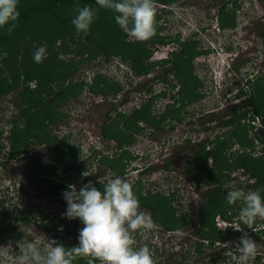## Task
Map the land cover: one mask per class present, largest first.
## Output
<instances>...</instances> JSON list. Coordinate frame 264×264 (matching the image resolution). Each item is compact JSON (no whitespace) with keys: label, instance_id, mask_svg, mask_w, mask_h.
<instances>
[{"label":"rangeland","instance_id":"1","mask_svg":"<svg viewBox=\"0 0 264 264\" xmlns=\"http://www.w3.org/2000/svg\"><path fill=\"white\" fill-rule=\"evenodd\" d=\"M236 2L235 12L232 13L235 16V27L224 28L223 30L219 27V9L223 5L227 10H232L234 8L233 0H174L164 6H162V3H154L157 9L156 15H158L156 24L160 26L157 34L165 36L179 35L182 40L196 38L198 40L196 48L203 50V47L207 44H210L212 48L196 54L191 60L192 75L199 80L198 91L204 97L199 102L190 103L186 108L181 109L182 121H177L175 116H168L161 122L162 127L160 129H154L150 124L141 120L145 128L135 132L134 141L127 146H123L125 148L122 149L129 151V157L132 152L141 154L142 162H136H139L142 168L146 166V162L153 161L151 163L154 167L143 176L142 191L148 189L151 193L159 192L165 195L174 192L175 198L172 201V208L176 214L185 212L191 216L189 225L176 229L180 230V235H177L176 230H165L162 223L154 220L155 227L152 230L134 231L133 236L136 246L147 245L152 249L155 253L156 264H209L208 251H216L218 248V245L215 244L211 248L204 249V254L192 252L194 244L199 242L197 233H193V225L195 226L197 222V210L201 203L202 194L208 186L196 185L190 176L184 173V168L186 160L191 156L192 150L195 148L194 144L198 139L207 140L217 136L225 138L231 131L229 126L219 127L216 123L218 119L208 123V116L206 115L204 119L202 116L215 110L211 115L219 118L229 107H233L237 111L246 108V104L242 103L243 98L241 95L235 100L233 94L228 92H235L237 89H243L244 92L247 90L248 93L245 94V97H247L254 91L255 85L254 83L242 85L241 81L244 80V76L253 66H256L255 71L257 73H264V45L260 35V29L264 25V0H236ZM90 6H93L97 11L101 9V7L97 8L92 2ZM68 11L72 13L74 9L69 8ZM39 22V20L34 19L28 24H24L25 27L23 28L30 34L37 26L42 28L49 26L45 21L42 24ZM126 38V40H131L135 37L128 35ZM231 39L235 40L236 44L232 52L229 53V57L224 60L225 55L224 57L216 56L217 51H212L214 47L218 50L219 44H227ZM66 41L68 42L69 39H66ZM78 43L69 44L67 48L64 46L65 49L60 45L61 41L54 44L60 50L57 56L59 60L65 62L69 60L78 66L69 79L72 82L83 81L84 85L80 92L72 94L61 101L58 109L63 117L51 123L48 128L56 138L61 139L68 156H73L67 164H62L59 167L55 166L54 173L59 175H54V178L64 182L68 178L65 185L74 184L76 188L80 189L83 186V181L87 179L83 175L84 172L89 174L87 176H91V180L88 179V181L92 182L99 179L108 182L113 178V175L109 173L110 169L99 161L102 158L99 153H108L107 156L113 157V151L119 152L121 148L117 147V142L114 139L104 140L102 138L100 125L104 121L111 122L117 113H119L118 118L121 115H128L133 108H137L145 102L150 95H154L156 92L158 94L166 92V95H154L155 99L150 105L151 113L158 117V113L165 109L169 99H171L170 95H175L174 92L177 91L176 87L179 84L175 76L171 75L167 76V81L157 79L160 74L154 73L152 70L146 75H136L130 69L129 63L122 60L119 55L106 57L104 54H96L91 59H86V54L77 55L78 53H75ZM169 45L172 44L157 46L153 43L150 59L155 58L153 54L157 47H162L159 54L164 56ZM14 65L15 62L9 57L7 64L0 65L1 75H8L12 81L10 74L13 72ZM226 66H231V68L225 72ZM95 74L105 75L107 80L122 85L121 91L117 93L112 91L90 92L88 89L89 84L94 80ZM142 83L146 84V87H151V93L144 89H138ZM24 85L25 83L21 82L17 88L0 96V209L2 206L16 209V212L15 210L11 211L5 221L9 223V227L12 229H8L0 244L6 245L11 242L13 250L17 252L18 241L23 243L35 237L39 239L41 246H44L49 242L48 239H53L51 235L59 234V237L55 240L60 243L61 240H67L69 234V231H59L55 228L56 225L64 223V220L61 219L62 208L67 207L64 198L51 197L45 193L43 189L46 188L48 183L46 178H43L38 186L28 182L32 175L31 157L24 156L20 158L21 155H19V158H11L7 155L6 137L8 134L7 128L10 125L9 119L17 111L14 97L17 96V92ZM178 97L180 99V95ZM228 117L229 115L225 119ZM172 122L176 127L171 130L166 125ZM249 122L250 120H247V118L242 121L247 126V137L252 140L251 146L241 148L234 142L226 151L228 155L231 156L237 150L247 152L249 149L252 156L264 154V144L258 139V136L264 137V116L254 119L253 127L249 126ZM203 123L210 124V126L217 125L210 129H204ZM115 125L117 130L124 132L121 119ZM187 138H190L189 142ZM193 140L196 141L192 143ZM1 144L5 146L1 147ZM208 145L211 146V144ZM71 146H78L79 152L77 151L75 154ZM29 148L30 151L38 152L33 157L35 164L43 161L46 157L44 154L49 151V149L42 150V145L35 143H32ZM146 157L149 158L148 161L145 160ZM81 160H85L87 168L81 171L79 176L76 172L71 175L67 166ZM121 162L124 161L121 160ZM207 162L208 164L211 163L212 158H208ZM131 165V163L125 165L120 177L133 185L137 174L132 171ZM165 165H168V167L165 168ZM231 176L233 179L227 182V187L240 183L246 191L256 190L254 180L245 168L239 167L231 170ZM73 178H77V181H72ZM20 209L27 210L26 213L30 219L28 224L14 219ZM140 210L150 213L149 209L145 207H140ZM42 218H45V220ZM40 220H55V224L52 227H37ZM215 221L220 228L227 224L225 220L218 216ZM236 224L238 225V222ZM3 225L5 226V223ZM254 226L257 228L254 231V236L251 237L256 242L257 254L252 263L264 264V217H258ZM236 244L232 242L231 238L228 239L225 243L227 248L219 254L216 264H239L237 260L238 253L235 250ZM184 252L188 257H182L185 254ZM0 264H11V261L0 260ZM98 264H100V261Z\"/></svg>","mask_w":264,"mask_h":264},{"label":"trees","instance_id":"2","mask_svg":"<svg viewBox=\"0 0 264 264\" xmlns=\"http://www.w3.org/2000/svg\"><path fill=\"white\" fill-rule=\"evenodd\" d=\"M172 1L174 0H154V3H162V6H164ZM91 2L97 8L100 7L96 3V0H19L18 10L20 16L16 22V27L11 32L7 31L6 28L0 29V65L7 64L9 57L15 62L13 72L10 74L12 81L8 75L2 76L0 70V96L17 88L19 83H25L23 88L17 92V96L14 97L17 111L9 119L10 125L7 128L8 134L6 137L7 155L11 158H16L22 155V153L27 152L32 143L46 144L49 151L45 159L37 166L39 171L32 175L30 181L34 183L40 182L43 179L42 174H45L50 185L48 194L55 198H63V192L68 188V185H65L68 178L64 182L52 177L59 175L58 173H54L53 163H67L71 161L73 156H68L61 139L56 138L48 126L63 117L58 109L59 104L64 99H67L68 96L80 92L84 82H72L69 79L78 66L69 60L67 62L59 60L57 56L60 50L54 44L61 41L60 45L67 48V45L79 42L75 53H78L77 55L86 54V59H91L96 54H104L106 57L119 55L122 60L129 63L130 69L136 75H146L155 64V61L150 59L152 54L151 45L157 41L165 42L164 37L157 34L158 29H160V26L157 24L154 36L151 38L144 41L137 40L136 38L126 40L128 35L113 20L115 14L104 8L97 11L96 19L87 34L83 32L77 33L71 20L76 15L77 7L90 5ZM233 4L234 8L232 10H227L223 5L219 9V27L222 30L224 28L235 27V16L232 13L235 12L237 6L236 0H233ZM69 8L74 9V11L72 13L69 12ZM109 18L111 19L108 20ZM157 18L158 15H156ZM34 19L39 20L41 24L45 21L47 26H49L46 28L37 26L33 29V33L31 31L29 34L25 31L26 29L23 28L25 27L23 25L28 24ZM81 34L83 35L81 36ZM260 35L264 45V25L260 29ZM66 39H69V41L67 42ZM197 41L196 38H193L181 42L179 56L176 57L175 55L173 60L175 78L180 85L176 94L180 95L182 105L178 107L174 103L168 102L165 109L159 112L158 117H156L150 110V105L155 96L150 95L145 102L139 105V107L133 108L128 115H121L118 118L119 113H117L111 122L104 121L100 130L104 140L114 139L117 142V147L121 148L134 141V133L142 129L138 125V121L140 120L150 124L154 129H160L162 127L161 122L168 116H175L176 119L181 120L180 112L186 104L185 102L197 100L202 96V93L196 92L200 82L192 75L193 67L191 60L196 54L205 52L206 50L196 48ZM41 44L47 45V56L42 62L37 63L33 60V53L36 47ZM228 49H231L230 45H228ZM184 53H187L190 58L186 65L183 64L182 60V56L185 55ZM163 61L167 62L168 60L164 58ZM161 78L163 81H167V74H164ZM93 79L90 84L87 82L90 85L88 88L90 92L112 91L113 93H117L122 89V85L107 80L105 75L95 74ZM33 81V86L28 84ZM253 83L255 88L250 94L251 97L244 103L246 104V108L237 111L229 107L219 118L214 117L218 119L221 126H233V128H230L229 135L225 138L217 136L213 139H200L194 144L195 148L192 150L191 156L186 160L184 173L189 175L196 185L203 184L208 186L207 190L202 194L196 228L197 233L201 234L204 242L199 240L200 242L196 244V252L201 251V245L203 244L205 249L211 248L216 242L224 240L229 236H232L239 242V238L250 228L247 225H243L242 223L239 225L238 223L237 226L241 227L239 230L235 229V232L227 231L224 233L216 226V216H220L223 220H231L234 216L238 217L241 207L240 202L229 205L225 199L228 189L226 186L227 182L233 179L231 170L239 167L245 168L249 172V176L253 178L255 188L264 189V155L252 156L251 153L246 151H235L231 156L226 153V150L234 142H237L241 148L251 146L252 140L247 137V126L245 123H242V120L247 117L253 118L257 114L264 115V73H258L254 80H252ZM138 89H144L151 93V87H146L144 83L140 84ZM162 94L166 95V92H162ZM227 115L229 117L225 119ZM120 119L121 122L123 121L124 132L116 129L115 123L119 122ZM258 139L261 142L264 141L263 137L258 136ZM208 144H211V146L209 147ZM4 146V144H1V147ZM72 150L76 154L77 151L79 152V147H72ZM118 153H113V157L99 153V156H102L99 161L110 169V174L120 176L123 173L130 154L126 150ZM124 157L126 161L122 163L121 160ZM208 158H212V162L209 164L207 162ZM86 168L85 160H81L74 164L73 171L79 176V173ZM165 168H167L166 165ZM151 169L152 165L147 166L144 171L146 172ZM86 178L82 185L86 184L88 179L91 180V176H86ZM76 179L73 178L72 181L75 182L77 181ZM106 182L107 180L99 179L93 183L100 188ZM241 185L237 183L233 187H242ZM132 186L139 198L140 206L148 208L152 219L155 222L162 223L165 230L181 229L190 221V215H187L185 212L176 214L172 208V201L175 198L174 192L165 195L159 192L151 193L147 189L143 193L142 181L138 179L134 180ZM262 195H264V192H262ZM229 209H232L230 213L228 212ZM14 210L16 212V209H9L3 206L0 209V241L6 235L8 229L11 228L9 227V223L5 221L11 211ZM65 210L66 207L64 206L62 213ZM14 219L20 220L23 223H28L30 220L23 209L18 210ZM61 219H65V222L61 225H56L55 228H58L60 231H69V234L67 240H61L60 243H63L67 247L78 245L79 230L83 227L81 221L78 218L68 219L64 216ZM235 221L237 223L238 219L236 218ZM3 223H5V226ZM53 224H55V220L45 222L40 220L38 226L52 227ZM254 224L255 221L252 227ZM230 227H232V224H230ZM51 237L57 239L59 234L51 235ZM208 252V256L210 257L209 264H216L219 253L217 254L215 250ZM98 263V259L92 258V264ZM73 264H89V257H77L73 261Z\"/></svg>","mask_w":264,"mask_h":264},{"label":"clouds","instance_id":"3","mask_svg":"<svg viewBox=\"0 0 264 264\" xmlns=\"http://www.w3.org/2000/svg\"><path fill=\"white\" fill-rule=\"evenodd\" d=\"M96 3L115 14V22L127 35L140 41L154 35L157 13L154 0H96ZM18 4L19 0H0V29L6 28L9 32L14 30L20 16ZM96 16L97 10L90 5L77 7L71 23L77 33L87 34ZM235 44V40L231 39L227 44H219L218 50L213 46L212 51H217L218 57L225 55V60L235 48ZM228 45L231 49H228ZM208 49H212L210 44L203 47V50ZM46 56L47 45L41 44L36 47L33 60L40 63ZM230 68L231 66H226L224 71ZM255 68L256 66H253L244 76L242 85L252 84L258 74ZM29 84L33 86L34 82ZM228 93L240 96L248 92L237 89ZM83 175L89 174L84 172ZM262 192L264 189L261 188L246 191L243 187H228L225 197L227 203L241 204L237 217L239 225L242 223L251 228L258 217H264ZM63 198L67 207L62 216L68 219L78 218L83 224L79 230L78 245L67 247L53 238L41 246L39 239L34 237L23 243L18 241V252L13 250L11 242L0 244V260L11 261V264H73L77 257H89V264H92V258L98 259L100 264H156L154 251L147 245L136 246L134 240V231L152 230L155 223L150 213L140 210L139 198L129 181L119 175H113V178L100 188L92 181H88L79 190L74 184H69L63 192ZM227 226L229 225L224 227ZM232 227L233 230L241 228L236 223L232 224ZM180 234V230H177V235ZM235 250L239 264H252L257 254V245L254 239L245 233L239 238Z\"/></svg>","mask_w":264,"mask_h":264},{"label":"flooded vegetation","instance_id":"4","mask_svg":"<svg viewBox=\"0 0 264 264\" xmlns=\"http://www.w3.org/2000/svg\"><path fill=\"white\" fill-rule=\"evenodd\" d=\"M222 6V5H221ZM160 29H158V31H159ZM159 36H161V37H164L163 39H164V41L165 42H154V44L155 45H157V46H164V44H166V45H168V44H172L171 46L169 45L168 46V49H167V51H166V54L164 55V56H161L159 53H160V51H161V49H162V47H157V49H155L154 50V54L153 55H155V58H153L152 57V59L151 60H153V61H155V64H154V66H153V68H152V72H154V73H159L160 75H158L157 76V79H160V80H162V78H161V76L163 77L164 76V74H167V76H169V75H171V76H175V73H174V69H173V67H174V63H173V60H174V56L176 55V57L177 56H179L178 54H179V51H180V49H181V42H184V41H187V40H182V39H180V37H179V35H175V36H165V35H162V34H158ZM185 52H187V51H185ZM185 55H183L182 56V60H183V64L184 65H186L187 64V62L190 60V58H189V56H188V54L187 53H184ZM164 58H167V62H164L163 60H164ZM179 87H180V85H178L177 87H176V90H178L179 89ZM198 88H199V86H198ZM198 88L196 89L197 90V92H199L198 91ZM177 92H174V94L175 95H173V94H171L170 95V97H171V99H169V103H174L176 106H178V107H180L182 104V101H181V99H179V97H178V95L176 94ZM199 93H201V92H199ZM154 94V93H153ZM156 94H158V92H156L154 95H156ZM159 96H161L162 94L160 93V94H158ZM202 97H204V96H201V97H199L197 100H193V101H191V102H188V101H186L185 103V105L183 106L184 108H186L188 105H190V103H195V102H199L201 99H202ZM233 97H234V99L236 100V98L238 97V95H233ZM241 97L243 98V102L242 103H245V101H247L248 100V98L249 97H251L250 96V94L249 95H247V97H245V95H241ZM245 97V98H244ZM233 108V107H232ZM234 109V108H233ZM214 111L215 110H212L211 112H208L207 114H205V115H203L202 116V118L204 119L205 117H206V115L208 116V123L209 122H211V121H214L215 120V118L211 115L212 113H214ZM219 111H221V110H219ZM186 114V113H185ZM249 114V113H248ZM210 115V116H209ZM259 116H264V115H261V114H257L255 117H253V118H248L247 117V120H250V124H249V126H251V127H253V125H254V119H256V118H258ZM168 118V117H167ZM198 119V118H197ZM246 119V118H245ZM245 119H243L242 121H244ZM177 121H182L183 119H182V117H181V120H178V119H176ZM190 122V121H189ZM206 123V122H205ZM205 123H203V128L204 129H210V128H213V127H215L217 124L219 125V122H216L217 124H215V125H211L210 126V124H205ZM102 125V124H101ZM101 125H100V127H101ZM138 125L140 126V127H142V128H145V126H143V124H142V122H141V120L140 121H138ZM146 125V124H145ZM166 126H169V128L172 130L174 127H176L174 124H173V122L172 123H169L168 125H166ZM221 125H219V127H220ZM221 127H223V126H221ZM232 128H233V126H231ZM151 128V127H150ZM151 130H152V128H151ZM150 130V131H151ZM149 133V132H148ZM263 133H264V130H263ZM188 139V138H187ZM190 139V138H189ZM263 140H264V137H263ZM194 141H196V140H193L192 141V143H194ZM197 141H199V139L197 140ZM116 142V141H115ZM189 142V141H188ZM261 142V141H260ZM196 143V142H195ZM262 143L264 144V141H262ZM235 144H238L237 142L235 143ZM42 145V150H46L47 149V145L46 144H41ZM46 145V146H45ZM209 146V145H208ZM238 146H239V144H238ZM125 147H121V150L120 151H122V149H124ZM227 150H229V149H227ZM226 150V151H227ZM120 151H119V153H120ZM238 151V150H237ZM116 151L114 150L113 151V153H115ZM240 152H242V151H240ZM248 153H252L251 151H250V149L247 151ZM38 152H34V151H30V148H28V150H27V152H24V153H22V155H21V157L20 158H22V157H31V162H30V168L32 169L31 170V172H32V175L33 174H35V172H37V171H39V169H37V166L42 162H39L38 164H35V163H33V162H35L34 161V159H33V157H34V155L35 154H37ZM112 153V154H113ZM118 153V154H119ZM47 154V153H46ZM46 154H44L45 156H46ZM108 154V153H107ZM262 155H264V154H262ZM154 156V155H153ZM149 157V156H148ZM148 157H146L145 158V160H147V159H149ZM19 158V157H18ZM45 158V157H44ZM141 159H142V155L141 154H139L138 152H132V155L128 158V160H127V162H126V164L125 165H128V163H131L132 165H131V167H132V171H134L137 175H136V178L135 179H138V180H140V181H142V182H144V178H143V176L148 172V171H144L145 170V168L147 167V166H151L152 165V163L151 162H153L152 160H150L149 161V163L148 162H146L147 164H146V166L145 167H141V165H140V163L142 162L141 161ZM123 161L125 162L126 161V158H123ZM136 161H140V163L139 162H136ZM148 161V160H147ZM136 162V163H135ZM62 164H65V163H59V162H54L53 163V166H54V168H55V166H57V167H59V166H61ZM67 164V163H66ZM73 166H74V164H70V166H67V169L71 172L70 174L71 175H73L74 174V171H73ZM154 166L152 165V168H153ZM167 167H168V165H167ZM36 169V170H35ZM56 169V168H55ZM67 169H65V170H67ZM152 170V169H151ZM32 175H31V177H32ZM41 175V174H40ZM30 177V178H31ZM42 177L43 178H46V175L45 174H42ZM52 177H54V176H52ZM51 177V178H52ZM30 178H29V180H28V182L29 183H31V184H35L36 186H38L39 185V183L41 182H36V183H34V182H31L30 181ZM41 180H43V179H41ZM67 185H69V184H67ZM48 189H50V185H49V183H47V186H46V188H44L43 190L45 191V193L48 195V196H50L49 194H48ZM146 191H143V193H145ZM202 198V197H201ZM200 206V205H199ZM141 207H143V206H141ZM199 209V208H198ZM27 210H28V208H27ZM26 210V211H27ZM230 210V211H229ZM228 210V212L230 213L231 211H232V209H229ZM25 211V210H24ZM26 211H25V213H26ZM197 212H198V210H197ZM27 214V213H26ZM28 216V215H27ZM237 218V216H234L231 220H227V219H224L225 221H226V223H227V225H229V226H227V227H224V228H220V227H218V225L216 224V226H217V228L218 229H221L224 233H226L227 231H232V232H235L234 230H233V228L234 227H230V224H234L236 221L234 220V219H236ZM43 220H45V218H42ZM64 220V222H65V219H63ZM43 222H45V221H43ZM39 223V222H38ZM38 223H37V227H38ZM189 223H191L190 221L189 222H187V224L185 225V226H187V225H189ZM193 223H195V221H193ZM198 222H196L195 223V226L193 225V233H197V231H196V228H197V226H196V224H197ZM24 224H28V223H24ZM61 225V224H60ZM198 225V224H197ZM226 225V224H225ZM257 227L256 226H253V227H251V228H249L245 233H248V235H250V236H254V231H255V229H256ZM57 230H59L58 228H56ZM60 231V230H59ZM170 231H174V230H170ZM177 231V230H176ZM231 233V232H230ZM256 235V234H255ZM197 236L199 237L198 238V240H201V241H203L204 242V240H203V238L201 237V234H199V233H197ZM256 237V236H255ZM232 239V242H234V243H238V241L236 240V239H234L233 237H231V236H229V237H227L226 239H224V240H220V241H218V242H216L215 244L216 245H218V248L216 249V251H217V254L219 253H221V252H223L224 251V249L225 248H227V246L225 245V243H226V241H228V239ZM31 239V238H30ZM200 242V241H199ZM204 249H205V246H204V244L203 245H201V251H199V253L200 254H204ZM192 252L193 253H196V243L194 244V246L192 247ZM234 250V249H233ZM185 254L184 255H182V257L183 258H186V257H188V255L186 254V252H184Z\"/></svg>","mask_w":264,"mask_h":264},{"label":"built area","instance_id":"5","mask_svg":"<svg viewBox=\"0 0 264 264\" xmlns=\"http://www.w3.org/2000/svg\"><path fill=\"white\" fill-rule=\"evenodd\" d=\"M117 144V143H116Z\"/></svg>","mask_w":264,"mask_h":264}]
</instances>
